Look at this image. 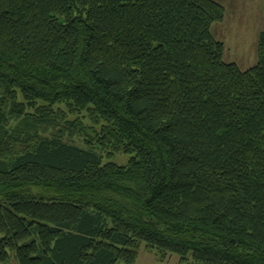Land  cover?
<instances>
[{
	"label": "trees",
	"instance_id": "16d2710c",
	"mask_svg": "<svg viewBox=\"0 0 264 264\" xmlns=\"http://www.w3.org/2000/svg\"><path fill=\"white\" fill-rule=\"evenodd\" d=\"M224 17L0 0V264H264V31L241 70Z\"/></svg>",
	"mask_w": 264,
	"mask_h": 264
},
{
	"label": "rangeland",
	"instance_id": "374dc122",
	"mask_svg": "<svg viewBox=\"0 0 264 264\" xmlns=\"http://www.w3.org/2000/svg\"><path fill=\"white\" fill-rule=\"evenodd\" d=\"M222 5L225 17L222 23L212 26V36L224 45V62L234 63L241 70L256 64V50L259 33L264 31V0H213ZM241 59V61L239 60ZM74 143L83 145L80 138ZM132 156L125 153L105 157L104 163L112 162L120 167L126 166ZM157 262V263H155ZM179 264L173 255L160 261L153 252L141 246L135 264Z\"/></svg>",
	"mask_w": 264,
	"mask_h": 264
},
{
	"label": "crops",
	"instance_id": "0c3cea01",
	"mask_svg": "<svg viewBox=\"0 0 264 264\" xmlns=\"http://www.w3.org/2000/svg\"><path fill=\"white\" fill-rule=\"evenodd\" d=\"M256 56V55H255ZM240 61H241V59H239ZM155 263H157V262H155ZM158 264H161V263H158Z\"/></svg>",
	"mask_w": 264,
	"mask_h": 264
}]
</instances>
